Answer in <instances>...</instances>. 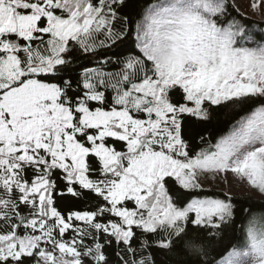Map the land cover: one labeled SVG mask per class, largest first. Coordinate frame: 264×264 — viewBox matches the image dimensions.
<instances>
[{
	"label": "snow or ice",
	"instance_id": "6c2138e0",
	"mask_svg": "<svg viewBox=\"0 0 264 264\" xmlns=\"http://www.w3.org/2000/svg\"><path fill=\"white\" fill-rule=\"evenodd\" d=\"M249 7L261 21L236 0H0V264H264Z\"/></svg>",
	"mask_w": 264,
	"mask_h": 264
},
{
	"label": "rangeland",
	"instance_id": "374dc122",
	"mask_svg": "<svg viewBox=\"0 0 264 264\" xmlns=\"http://www.w3.org/2000/svg\"><path fill=\"white\" fill-rule=\"evenodd\" d=\"M236 4L239 7V11L242 14H246L248 18L255 19L257 21H261V17L255 15L252 10L249 7V0H236ZM231 180V177L229 178ZM215 190H224V191H230L232 195L234 196H241V195H250L253 196L256 199H259L258 194L248 189L246 186L236 183L235 181H232V187L229 189L228 184L224 181H220Z\"/></svg>",
	"mask_w": 264,
	"mask_h": 264
},
{
	"label": "trees",
	"instance_id": "16d2710c",
	"mask_svg": "<svg viewBox=\"0 0 264 264\" xmlns=\"http://www.w3.org/2000/svg\"><path fill=\"white\" fill-rule=\"evenodd\" d=\"M252 21H257L255 19H251L249 18V22ZM233 122V118L231 117H226V116H221L219 118L218 121H214L213 125H212V131L219 135V134H223L224 132H227V130L229 129L231 123ZM218 191V190H217ZM250 195H241V196H235L234 198L240 201H245L247 199V197H249ZM252 199V204L254 207H259V199L254 198L253 196H251Z\"/></svg>",
	"mask_w": 264,
	"mask_h": 264
}]
</instances>
